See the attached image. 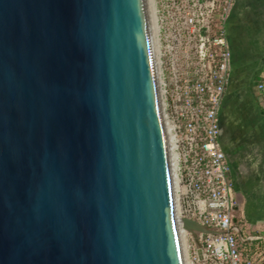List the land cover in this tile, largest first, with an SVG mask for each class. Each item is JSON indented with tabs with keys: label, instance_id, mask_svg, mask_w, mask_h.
I'll return each instance as SVG.
<instances>
[{
	"label": "water",
	"instance_id": "95a60500",
	"mask_svg": "<svg viewBox=\"0 0 264 264\" xmlns=\"http://www.w3.org/2000/svg\"><path fill=\"white\" fill-rule=\"evenodd\" d=\"M171 161L146 0H0V264H185Z\"/></svg>",
	"mask_w": 264,
	"mask_h": 264
},
{
	"label": "built area",
	"instance_id": "2783aa9c",
	"mask_svg": "<svg viewBox=\"0 0 264 264\" xmlns=\"http://www.w3.org/2000/svg\"><path fill=\"white\" fill-rule=\"evenodd\" d=\"M152 1L184 263L264 264V230L250 232L240 225L245 216L220 142L219 115L233 62L227 22L235 0Z\"/></svg>",
	"mask_w": 264,
	"mask_h": 264
},
{
	"label": "flooded vegetation",
	"instance_id": "af4514ba",
	"mask_svg": "<svg viewBox=\"0 0 264 264\" xmlns=\"http://www.w3.org/2000/svg\"><path fill=\"white\" fill-rule=\"evenodd\" d=\"M232 15L239 17L237 29L228 27ZM227 34L231 50L235 52H232L233 71L239 76L233 83L250 94L249 100L235 105L233 117L236 118L228 121L229 130L220 140L241 205L243 199L264 197V108L256 104V86L264 70V0H235ZM238 159L245 167L241 174L237 173Z\"/></svg>",
	"mask_w": 264,
	"mask_h": 264
},
{
	"label": "rangeland",
	"instance_id": "374dc122",
	"mask_svg": "<svg viewBox=\"0 0 264 264\" xmlns=\"http://www.w3.org/2000/svg\"><path fill=\"white\" fill-rule=\"evenodd\" d=\"M260 85H264V70L261 76L258 78V82L256 86L257 107L264 108V90L260 91L259 89ZM233 92H234V96H232V98L234 99L233 101L234 110H235V105H238L242 101H246L250 99L249 98L250 94L246 92V90H244V88H242L241 85H238ZM233 118L235 119L236 116H234ZM260 196L259 197L254 196L250 200H246L244 209L240 208V210L245 216V224L240 223V225L243 228L249 230L250 232H257L264 230V197H260Z\"/></svg>",
	"mask_w": 264,
	"mask_h": 264
},
{
	"label": "crops",
	"instance_id": "0c3cea01",
	"mask_svg": "<svg viewBox=\"0 0 264 264\" xmlns=\"http://www.w3.org/2000/svg\"><path fill=\"white\" fill-rule=\"evenodd\" d=\"M237 19H239V17H233L230 20V23H228V27L232 28V29H237ZM232 52H234L233 48H232ZM234 59H236V56L234 54ZM233 65L234 62H232V71H231V76H232V81L229 84V90H228V94L224 99L221 111H220V122H221V129H222V133L220 136V140L224 137L225 133L229 130V120L232 119L233 115H234V106H233V101L234 99L232 98V96H234V89L236 88V85L234 84L235 82L238 81L239 76L238 74H236V72L233 71ZM235 79L234 83L233 80ZM236 100V99H235ZM238 166H237V173L241 174V172L243 173L244 171V165L242 164V161L238 159ZM251 164L249 163L248 168H250ZM251 171V168H250ZM264 173V170L262 171V174ZM260 179H263L262 177ZM242 204L240 205V208L244 209L245 207V200H242L241 202ZM240 214L243 215L242 211L240 210Z\"/></svg>",
	"mask_w": 264,
	"mask_h": 264
},
{
	"label": "bare ground",
	"instance_id": "6f19581e",
	"mask_svg": "<svg viewBox=\"0 0 264 264\" xmlns=\"http://www.w3.org/2000/svg\"><path fill=\"white\" fill-rule=\"evenodd\" d=\"M147 1V7H148V14H149V21H150V28H151V34H152V39H153V49H154V54H155V58H156V64H157V72L159 75V64H158V56H157V46H156V20L154 17V8H153V1L152 0H146ZM166 126V131H167V135H168V141H169V147L171 145V140H170V136H169V129L167 124L165 123ZM170 153H171V162H172V172H173V182H174V191H175V197L177 198V180H176V170H175V158H174V154L172 153V147H170ZM177 202V201H176ZM185 249V248H184ZM185 251V250H184ZM186 254V252H185ZM185 260L186 257H185Z\"/></svg>",
	"mask_w": 264,
	"mask_h": 264
}]
</instances>
